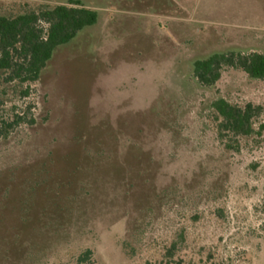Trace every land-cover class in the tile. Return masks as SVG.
I'll use <instances>...</instances> for the list:
<instances>
[{"label": "rangeland", "instance_id": "374dc122", "mask_svg": "<svg viewBox=\"0 0 264 264\" xmlns=\"http://www.w3.org/2000/svg\"><path fill=\"white\" fill-rule=\"evenodd\" d=\"M79 1L97 25L0 103V121H36L0 141V264H147L182 230L186 264H264V141L224 151L209 118L219 97L264 107V82L192 77L214 54H264V0ZM67 2L0 0V16Z\"/></svg>", "mask_w": 264, "mask_h": 264}, {"label": "trees", "instance_id": "16d2710c", "mask_svg": "<svg viewBox=\"0 0 264 264\" xmlns=\"http://www.w3.org/2000/svg\"><path fill=\"white\" fill-rule=\"evenodd\" d=\"M98 20V13L79 0L40 5L15 16H0L1 105L29 98L55 51L69 45L84 29L96 26ZM226 70H237L250 80L264 82V54L234 51L214 54L194 63L192 77L201 88L210 90L217 86ZM31 110L28 106L24 112L1 120L0 141L7 140L21 126L34 125L35 119L29 117ZM209 118L215 140L224 151L240 154L246 145L256 146L264 141V107L260 104L242 105L219 97L210 104ZM128 247L131 250L127 252L128 260L134 261L136 248L124 242V248ZM185 248L186 235L182 230L163 248L160 259L147 264H186L181 257ZM90 254L88 251L82 258L89 259Z\"/></svg>", "mask_w": 264, "mask_h": 264}]
</instances>
